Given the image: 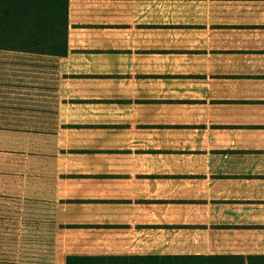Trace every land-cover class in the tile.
<instances>
[{
	"label": "crops",
	"instance_id": "1",
	"mask_svg": "<svg viewBox=\"0 0 264 264\" xmlns=\"http://www.w3.org/2000/svg\"><path fill=\"white\" fill-rule=\"evenodd\" d=\"M47 235L0 264H264V0H68L65 54L0 50V250Z\"/></svg>",
	"mask_w": 264,
	"mask_h": 264
},
{
	"label": "trees",
	"instance_id": "2",
	"mask_svg": "<svg viewBox=\"0 0 264 264\" xmlns=\"http://www.w3.org/2000/svg\"><path fill=\"white\" fill-rule=\"evenodd\" d=\"M68 0H0V50L63 55L67 51ZM22 258L20 250H0V259ZM216 255H70L66 264H221ZM264 263L263 255L253 256ZM244 262V257L239 256ZM22 260V259H19Z\"/></svg>",
	"mask_w": 264,
	"mask_h": 264
},
{
	"label": "rangeland",
	"instance_id": "3",
	"mask_svg": "<svg viewBox=\"0 0 264 264\" xmlns=\"http://www.w3.org/2000/svg\"><path fill=\"white\" fill-rule=\"evenodd\" d=\"M14 238H12L13 239V241H12V247H14V245L20 246V245H18V243H16V240ZM44 238H45V243H48L47 244L48 247H46V250L45 251H41V250H31V249H29V250H20L21 253H22V255H23L22 258L24 260H26V261H30L31 258L34 257V258H37L36 261H38V262L49 263L51 261V259H52V256H53V251H52V248H51V242L53 241V239H52L53 236L47 235V236H44ZM31 239H33V237H31ZM40 254H42V255H40Z\"/></svg>",
	"mask_w": 264,
	"mask_h": 264
}]
</instances>
